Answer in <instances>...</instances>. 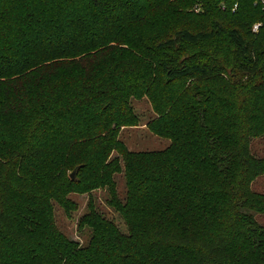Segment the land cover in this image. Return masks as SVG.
<instances>
[{"label": "trees", "instance_id": "16d2710c", "mask_svg": "<svg viewBox=\"0 0 264 264\" xmlns=\"http://www.w3.org/2000/svg\"><path fill=\"white\" fill-rule=\"evenodd\" d=\"M142 99L164 150L121 141ZM262 136L264 0H0V264H264Z\"/></svg>", "mask_w": 264, "mask_h": 264}, {"label": "rangeland", "instance_id": "374dc122", "mask_svg": "<svg viewBox=\"0 0 264 264\" xmlns=\"http://www.w3.org/2000/svg\"><path fill=\"white\" fill-rule=\"evenodd\" d=\"M133 107L138 115L141 126L138 128L125 129L120 138L123 143L131 151H161L170 145V141L161 139L153 135L146 127L145 124L156 117L151 103L147 99L140 101H133ZM251 152L258 158H264V136L251 140ZM119 196L122 200L126 196L125 180L123 175L116 177ZM253 190L257 193L264 194V176L258 178L253 184ZM70 198L77 203L78 211L66 213V211L54 204L55 220L59 230L65 234L69 239L78 242L80 245L85 246L91 237L89 229L80 231L78 228L80 218L88 212L89 195H71ZM95 205L100 213L105 215L108 219L114 221L120 229L126 233V228L118 215L109 205L107 191H97L93 193ZM256 221L264 227V214L253 213Z\"/></svg>", "mask_w": 264, "mask_h": 264}, {"label": "water", "instance_id": "95a60500", "mask_svg": "<svg viewBox=\"0 0 264 264\" xmlns=\"http://www.w3.org/2000/svg\"><path fill=\"white\" fill-rule=\"evenodd\" d=\"M76 173H77V171H74V172L71 174V179H72V180H75V178H76Z\"/></svg>", "mask_w": 264, "mask_h": 264}, {"label": "built area", "instance_id": "2783aa9c", "mask_svg": "<svg viewBox=\"0 0 264 264\" xmlns=\"http://www.w3.org/2000/svg\"><path fill=\"white\" fill-rule=\"evenodd\" d=\"M236 9H237V5L235 6L234 11H235ZM258 28H259V25H256L255 28H254V30L256 31Z\"/></svg>", "mask_w": 264, "mask_h": 264}]
</instances>
